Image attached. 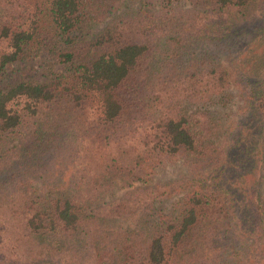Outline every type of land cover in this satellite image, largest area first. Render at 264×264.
Masks as SVG:
<instances>
[{
	"label": "trees",
	"instance_id": "1",
	"mask_svg": "<svg viewBox=\"0 0 264 264\" xmlns=\"http://www.w3.org/2000/svg\"><path fill=\"white\" fill-rule=\"evenodd\" d=\"M178 1L0 0V264H264V0Z\"/></svg>",
	"mask_w": 264,
	"mask_h": 264
},
{
	"label": "rangeland",
	"instance_id": "2",
	"mask_svg": "<svg viewBox=\"0 0 264 264\" xmlns=\"http://www.w3.org/2000/svg\"><path fill=\"white\" fill-rule=\"evenodd\" d=\"M178 4H180L181 6H186V2L184 0L178 1ZM39 14H41L39 18L42 24L40 34L35 38L34 42L32 43L31 49L27 51L23 59L21 61L12 63L11 66L8 67V69L11 71V75L13 76L18 74L35 81H50V78H53L58 74L59 76H61L62 80H68L70 74V68L68 67V65L54 62L50 54L47 53V51L43 47H40L42 42H37L38 39H42L46 36H51V32L47 27V15L43 11L39 12ZM244 37L246 38L247 34L244 35ZM51 40H53V38H51ZM237 43L239 46V40L237 41ZM218 53L221 56H227V53H222L220 51H218ZM179 170V165L166 164L156 171L154 178H168L177 174ZM39 264L53 263L42 261L39 262Z\"/></svg>",
	"mask_w": 264,
	"mask_h": 264
}]
</instances>
